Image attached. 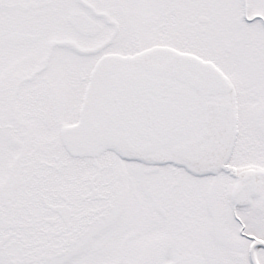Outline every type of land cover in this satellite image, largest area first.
<instances>
[{
  "label": "snow or ice",
  "instance_id": "obj_1",
  "mask_svg": "<svg viewBox=\"0 0 264 264\" xmlns=\"http://www.w3.org/2000/svg\"><path fill=\"white\" fill-rule=\"evenodd\" d=\"M0 264H264V0H0Z\"/></svg>",
  "mask_w": 264,
  "mask_h": 264
}]
</instances>
